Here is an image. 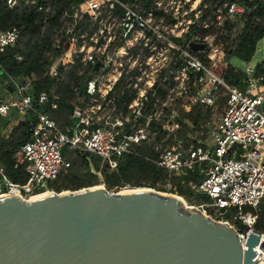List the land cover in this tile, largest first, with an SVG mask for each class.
<instances>
[{"label":"built area","instance_id":"obj_1","mask_svg":"<svg viewBox=\"0 0 264 264\" xmlns=\"http://www.w3.org/2000/svg\"><path fill=\"white\" fill-rule=\"evenodd\" d=\"M22 1L47 23L51 0L6 4L13 8ZM59 22L53 38L57 55L46 74L63 80L76 66L65 99L72 106L68 121L59 126L41 110L56 109L60 98L45 90L34 96V73L8 76L11 96L0 99V116L14 110L33 115L35 123L14 154V167L21 165L27 178L13 181L0 165V196L27 201L56 193L49 183L70 165L62 155L65 147L89 166L93 154L114 170L119 155L146 144L158 152L157 158H146L169 174L198 169L200 179H190L188 186L208 201L192 207L232 226L244 241L264 207V56L253 63L254 48L243 69L231 60L247 26L264 24V0H82L63 10ZM19 34L16 26L0 29V52L16 44ZM193 43L203 48L193 50ZM229 65L241 73L242 88L226 82ZM222 97V110L215 113ZM195 106L211 110L207 139L163 148L161 142L180 128L179 111ZM262 242L258 248L264 258Z\"/></svg>","mask_w":264,"mask_h":264},{"label":"water","instance_id":"obj_2","mask_svg":"<svg viewBox=\"0 0 264 264\" xmlns=\"http://www.w3.org/2000/svg\"><path fill=\"white\" fill-rule=\"evenodd\" d=\"M91 187L0 196V264H257L264 234L254 228L241 241L177 194Z\"/></svg>","mask_w":264,"mask_h":264},{"label":"trees","instance_id":"obj_3","mask_svg":"<svg viewBox=\"0 0 264 264\" xmlns=\"http://www.w3.org/2000/svg\"><path fill=\"white\" fill-rule=\"evenodd\" d=\"M80 1L82 0H51L53 13L44 25L42 15L33 12L32 8L29 9L23 4V1L20 5L10 8L7 6L6 0H0V29L7 30L14 26L20 29L16 44L8 46L0 52V76L8 80V76L19 78L34 73L37 76L33 89L34 96L44 90L49 94L54 92L59 95L60 101L56 109L51 107H43L41 109L50 118L54 119L59 126L68 121L67 116L72 109L70 103L65 102V99L69 97L71 82L75 79L76 66H73L66 73L63 80L59 79V76L47 75L46 67L57 55L54 52L53 38L59 32V18L62 11L65 9L70 11ZM86 20L83 21V24L87 22ZM79 26L77 31L81 29ZM263 35L264 24L259 27L248 25L242 36L241 43L233 53L234 58L243 61L249 60L256 42ZM17 55H20L22 59L17 60ZM261 71L262 69H258V73ZM60 72L62 71L60 70ZM224 77L228 84L242 88L240 83L241 73L235 71L231 65L227 67ZM7 89L8 91L10 90L9 81ZM220 101L223 104L225 98L222 97ZM12 114L17 115L16 112ZM7 116H10V114ZM7 116H0V120ZM210 117L211 110L209 108L202 110L201 107L195 106L190 112L180 110L177 119L180 128L174 135L176 141L188 140L189 137L187 135L197 131L200 132L198 137L204 138L207 132L206 122ZM34 123L35 118L33 115L23 116V120H19L7 136L0 135V165H3L5 172L13 181L24 182L27 178L21 165L14 167V154L17 147L25 141L29 126ZM161 138H157V142ZM173 138L171 137L168 140L171 141ZM62 155L69 160L70 165L60 172L55 181L49 183V187L56 192L68 189L77 190L99 185L100 183H103L107 189H120L125 185H129L134 188L148 187L157 191H166V183L169 182L172 187L169 191L171 193L177 194L188 201L194 200L193 202L195 203L208 201L207 196L195 193L188 186L190 179L194 181L200 179L201 176L198 169L189 172L185 176L169 174L165 169L147 159H155L158 156V152L151 145H134L133 152L119 155L117 167L114 170L109 169L100 157L93 154L89 155L91 166L88 165L84 157L66 147L63 148ZM257 213L253 228L264 234V207H260ZM237 227L241 231L248 230L243 225H238ZM261 246L264 248V240Z\"/></svg>","mask_w":264,"mask_h":264},{"label":"rangeland","instance_id":"obj_4","mask_svg":"<svg viewBox=\"0 0 264 264\" xmlns=\"http://www.w3.org/2000/svg\"><path fill=\"white\" fill-rule=\"evenodd\" d=\"M264 56V39L262 40H259L256 44V47H255V53H254V58L252 60L253 63H256L260 58H262ZM239 69H243L245 67V63L244 61L242 60H239V59H236V58H233L231 60ZM215 69V71L218 70V66L213 68ZM8 80L7 78H4L2 76H0V99H3V100H7L8 98H10L11 94L9 93L8 89ZM222 107H223V104H218V107L217 109H215V113H220L221 110H222ZM14 112V110H11L9 112L10 116H7L3 119L0 120V135L1 136H7L9 134V132L11 131V129L16 126L17 122H19V120H23V116L21 115H14L12 114ZM204 127V125H203ZM206 129V128H205ZM207 131V130H206ZM200 135V132H194V133H191V134H188L187 136L189 137L188 140H196V139H204L206 140L207 139V132H206V135L204 138H201V137H198ZM188 140H181V141H176L175 137L173 139L170 140H167V141H162L161 142V145L162 147H167V146H172V145H178V144H184L186 143ZM99 185H101L103 188H105L106 190L110 191V192H116V191H121V190H129V189H132L134 187H130L129 185H125L123 186L122 188L120 189H115V188H109L107 189L106 186L103 184V183H100ZM172 188V187H171ZM136 189H139L138 187ZM132 190H135V189H132ZM55 191V190H54ZM62 191H73V190H62ZM170 190L167 189V185H166V191H162L164 193H171L169 192ZM56 192V191H55ZM174 194V193H173ZM184 202L187 204V205H194L195 202H193L194 200L192 201H188L187 199H184ZM233 225V224H231ZM235 227V225H233ZM236 228V227H235ZM262 257V256H261ZM260 260H264V258H260Z\"/></svg>","mask_w":264,"mask_h":264},{"label":"bare ground","instance_id":"obj_5","mask_svg":"<svg viewBox=\"0 0 264 264\" xmlns=\"http://www.w3.org/2000/svg\"><path fill=\"white\" fill-rule=\"evenodd\" d=\"M93 188H102V186L101 185H97V186H93V187H91V189H93ZM131 191H152L151 189H146V188H140V189H135V190H121V192L120 193H125V192H131ZM63 193H65V192H63ZM48 195H52V193L51 192H43V193H40V194H38L37 196H35V197H33L32 199H35V198H41V197H44V196H48ZM178 200H180V202H181V204H182V207H184V208H186V209H188L190 206L189 205H187L185 202H184V200L181 198V197H176ZM257 249H258V255H257V264H264V260H260V258H262L261 256H262V254H261V250H260V247L258 248L257 247Z\"/></svg>","mask_w":264,"mask_h":264}]
</instances>
